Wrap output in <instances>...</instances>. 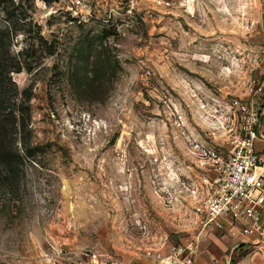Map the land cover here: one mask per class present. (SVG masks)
<instances>
[{"label":"rangeland","instance_id":"1","mask_svg":"<svg viewBox=\"0 0 264 264\" xmlns=\"http://www.w3.org/2000/svg\"><path fill=\"white\" fill-rule=\"evenodd\" d=\"M79 1L0 0L22 65L0 264H162L146 251L190 243L194 264H264V235L204 224L171 175L206 173L180 129L211 131L221 99L252 96L264 125V0Z\"/></svg>","mask_w":264,"mask_h":264},{"label":"built area","instance_id":"2","mask_svg":"<svg viewBox=\"0 0 264 264\" xmlns=\"http://www.w3.org/2000/svg\"><path fill=\"white\" fill-rule=\"evenodd\" d=\"M135 4L136 0H128L127 10L134 9ZM251 90L252 94L264 91V77ZM221 100V112L211 131H190L183 126L180 129L195 165L206 173L182 178L174 170L171 175L199 205L204 224L212 223L242 237H260L264 235V125L252 96L235 95ZM218 132L220 142L215 141ZM194 252L190 243L172 244L165 258L158 250L150 249L146 254L162 264H194Z\"/></svg>","mask_w":264,"mask_h":264},{"label":"trees","instance_id":"3","mask_svg":"<svg viewBox=\"0 0 264 264\" xmlns=\"http://www.w3.org/2000/svg\"><path fill=\"white\" fill-rule=\"evenodd\" d=\"M8 39V31L0 29V165L4 167H9L12 163V157L8 153L16 119L12 111H5L8 101L5 98L3 80L8 78L9 72L19 71L22 68L21 60L10 54Z\"/></svg>","mask_w":264,"mask_h":264}]
</instances>
